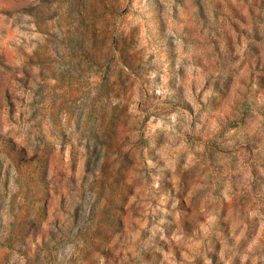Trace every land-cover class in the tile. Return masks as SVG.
<instances>
[{"label": "rangeland", "instance_id": "rangeland-1", "mask_svg": "<svg viewBox=\"0 0 264 264\" xmlns=\"http://www.w3.org/2000/svg\"><path fill=\"white\" fill-rule=\"evenodd\" d=\"M0 264H264V0H0Z\"/></svg>", "mask_w": 264, "mask_h": 264}]
</instances>
